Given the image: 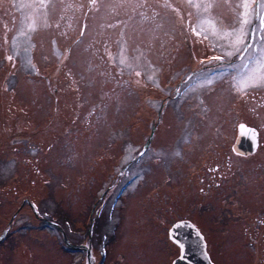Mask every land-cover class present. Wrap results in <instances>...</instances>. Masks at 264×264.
I'll return each mask as SVG.
<instances>
[{"label": "rangeland", "instance_id": "rangeland-1", "mask_svg": "<svg viewBox=\"0 0 264 264\" xmlns=\"http://www.w3.org/2000/svg\"><path fill=\"white\" fill-rule=\"evenodd\" d=\"M142 2L49 0L45 10L0 0V264H89L69 249L78 238L66 230L87 231V217L97 262L98 239L109 235L107 264H169L177 255L169 229L190 219L218 264H259L264 151L240 157L233 145L242 121L264 123V88L233 86L223 41L192 31L202 10L186 0ZM235 3L212 9L225 28L235 23ZM183 123L192 138L205 124L227 128L229 156L214 152L202 168L224 169L221 183L206 188L203 161L200 173L190 167L169 182L155 150L139 158L149 133L156 149Z\"/></svg>", "mask_w": 264, "mask_h": 264}, {"label": "snow or ice", "instance_id": "snow-or-ice-1", "mask_svg": "<svg viewBox=\"0 0 264 264\" xmlns=\"http://www.w3.org/2000/svg\"><path fill=\"white\" fill-rule=\"evenodd\" d=\"M131 0H111L110 6L123 7L125 3ZM189 6L195 8L198 12L202 10L204 14L197 25L192 26L194 34L203 35L205 39L212 37L216 41H223L220 46L227 49L224 56L228 57V64L234 70V87L242 94H247L250 89L264 88V0H236L234 5H230L235 16V23L228 27H223L220 21L212 13V9L217 2L229 3V0H186ZM92 5L97 4V0H89ZM47 9L49 0H27L22 6L28 8ZM137 7L143 8L145 4L138 0ZM165 7H170L165 0ZM144 15V13H141ZM29 31L35 30V20L31 15L24 17ZM258 41V46H254L252 40ZM216 46V45H214ZM27 51V50H25ZM236 59L233 60L232 58ZM12 59V57H9ZM215 60H221L222 57H213ZM238 61V63H237ZM121 64L125 59H121ZM31 64V60H28ZM140 73L137 72V75ZM244 130V125L240 126ZM248 131L255 137L253 129ZM182 246V245H181Z\"/></svg>", "mask_w": 264, "mask_h": 264}, {"label": "flooded vegetation", "instance_id": "flooded-vegetation-1", "mask_svg": "<svg viewBox=\"0 0 264 264\" xmlns=\"http://www.w3.org/2000/svg\"><path fill=\"white\" fill-rule=\"evenodd\" d=\"M254 46H258V41L254 40L253 42ZM257 119L261 120V118L264 120V110L262 113L257 114ZM247 124V123H246ZM187 123L181 124L179 128H177L178 132L175 133L174 129L171 131L170 134L166 135L165 143H158L157 148L155 149V143H154V136L156 135L155 132H152L151 135L153 137H148L144 143L141 145V148L139 149V158L142 159V157H146L151 151L156 152L157 159L159 160L158 166L159 171L168 174L169 175V182L170 180H174L175 178L180 179L182 176L186 175L190 167H193L196 170V166L200 164L201 161L204 162V164L201 166L199 170L204 168V166L210 162L213 159V153L218 152L221 150L226 151L227 153V128L226 127H215L214 129H211L206 125V127H201L198 132H196L195 138H192V128L187 126ZM250 125V124H248ZM258 129L259 132V147L255 154L249 155L254 156L257 155L258 152L264 151V148L261 147L262 142L261 139L262 136V129L264 130V123L261 124L259 121L255 125H250ZM155 129V127H153ZM157 129V128H156ZM211 136H214L211 140ZM217 136H220L221 139L217 141ZM151 147V148H150ZM218 147H221V149H218ZM160 152V153H159ZM238 155V154H236ZM229 156V155H228ZM240 157H248L245 155H239ZM143 157V158H144ZM150 161H146V164H148ZM209 163V164H210ZM210 166V165H209ZM211 167V166H210ZM205 170H209L210 168H204ZM202 169L203 173L199 174L201 179L206 183V188H208V184L211 183L214 179L218 178L217 183H221L222 180L227 177V173L224 169H222L223 173H219V175L216 174L217 170L219 169V166H215L212 172V175L209 173H206V171ZM192 170V169H191ZM196 172L200 173V171L196 170L193 172L194 175H196ZM191 171L189 172V179H190ZM258 228H261L259 225V222H257ZM170 232V229H169ZM254 234H258V231L256 230V227H254L253 230ZM207 251L210 254L211 258L212 253L210 252V246L207 243L208 239L203 233ZM169 239H171L170 234H168ZM88 238V240H86ZM172 240V239H171ZM176 245L177 255L174 256L169 264H172L173 260L179 256L181 250L180 247ZM76 246L78 248V253H82L87 255V258L89 260V264H97V261H94V257L97 253V246L94 243V236L93 235H87L83 238L78 239V243H76ZM110 247V240L109 235L106 237V260L104 264L108 263L109 254L108 249ZM258 257L257 260L259 264H264V250H259L256 252ZM216 264H218L215 261ZM256 263V262H255ZM257 264V263H256Z\"/></svg>", "mask_w": 264, "mask_h": 264}, {"label": "water", "instance_id": "water-1", "mask_svg": "<svg viewBox=\"0 0 264 264\" xmlns=\"http://www.w3.org/2000/svg\"><path fill=\"white\" fill-rule=\"evenodd\" d=\"M244 126V130L239 127L240 134L234 144V151L241 155L254 154L259 146L258 132L255 128ZM248 129L255 130V137ZM170 236L181 248V255L173 264H213L206 253L205 241L199 229L191 221L176 222L170 230Z\"/></svg>", "mask_w": 264, "mask_h": 264}, {"label": "bare ground", "instance_id": "bare-ground-1", "mask_svg": "<svg viewBox=\"0 0 264 264\" xmlns=\"http://www.w3.org/2000/svg\"><path fill=\"white\" fill-rule=\"evenodd\" d=\"M78 205H80V203ZM206 248H207V246H206Z\"/></svg>", "mask_w": 264, "mask_h": 264}]
</instances>
